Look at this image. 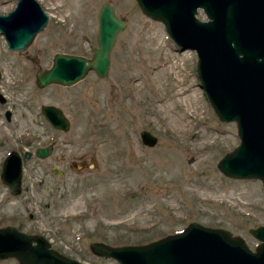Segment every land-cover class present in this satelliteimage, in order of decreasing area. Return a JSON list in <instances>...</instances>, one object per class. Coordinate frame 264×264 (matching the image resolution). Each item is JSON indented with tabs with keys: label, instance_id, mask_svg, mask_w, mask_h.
<instances>
[{
	"label": "rangeland",
	"instance_id": "374dc122",
	"mask_svg": "<svg viewBox=\"0 0 264 264\" xmlns=\"http://www.w3.org/2000/svg\"><path fill=\"white\" fill-rule=\"evenodd\" d=\"M38 2L48 20L23 51L9 50L0 36V169L9 150L21 153L50 141L54 150L44 159L22 160L19 193H10L0 179V226L41 234L86 264H118L94 254L93 241L145 243L190 221L222 227L253 249L257 240L249 229L264 224V187L258 178H233L217 167L239 139L235 122L219 120L200 87L195 51L179 49L163 23L135 0ZM102 2L126 22L109 51L107 73L88 70L70 85L37 87L35 70L47 67L53 53L91 57ZM14 3L0 0V12ZM197 16L205 18L201 10ZM158 57L170 64L161 75ZM178 86L188 93V113L182 103H169ZM44 103L62 109L67 130L47 122L40 112ZM167 110L186 124L173 125ZM140 129L155 135V144H142ZM68 161L71 167L64 166ZM0 264L17 261L8 257Z\"/></svg>",
	"mask_w": 264,
	"mask_h": 264
},
{
	"label": "water",
	"instance_id": "95a60500",
	"mask_svg": "<svg viewBox=\"0 0 264 264\" xmlns=\"http://www.w3.org/2000/svg\"><path fill=\"white\" fill-rule=\"evenodd\" d=\"M147 16L160 20L179 49L196 53L195 72L216 116L234 121L238 143L217 161L219 170L233 178L255 177L264 187V0H135ZM201 10L205 18L197 16ZM96 45L91 57L58 51L50 64L37 68L34 83L70 85L88 70L102 77L109 66V51L116 34L125 27L109 2L96 12ZM48 20L38 0H15L0 12V36L9 50L23 51ZM40 112L54 128L67 130L69 120L54 104L40 105ZM9 110L5 117L9 118ZM142 144L157 137L139 130ZM38 146L37 157L48 155ZM29 153L25 152L24 157ZM20 154L12 149L3 158L0 179L12 194L21 190ZM257 240L253 249L222 227L188 222L181 230L140 244H107L93 241L90 250L118 264H264V224L249 229ZM13 257L17 264H86L62 254L41 234L12 224L0 226V259Z\"/></svg>",
	"mask_w": 264,
	"mask_h": 264
},
{
	"label": "bare ground",
	"instance_id": "6f19581e",
	"mask_svg": "<svg viewBox=\"0 0 264 264\" xmlns=\"http://www.w3.org/2000/svg\"><path fill=\"white\" fill-rule=\"evenodd\" d=\"M158 60H159V62H162L161 64H160V66L159 67H157V68H155V71H156V73L157 74H159V75H161V74H163L164 72H166V67L168 66H170V64H167V65H165L166 63H167V61H165V62H163L162 61V57H158ZM169 63V62H168ZM170 68V67H169ZM171 69H169V71H170ZM178 88V92L176 93V96L173 98V100L172 101H170L169 103L170 104H172L173 102H175V103H182L183 104V111H186L187 113L188 112H190V109H189V102L187 101V95H188V93H187V95H184L183 93H182V91L181 90H179V86L177 87ZM184 90V89H183ZM175 95V94H174ZM193 99V98H192ZM194 99H196V96H195V98ZM197 100V99H196ZM159 102H163V97L162 98H160L159 99ZM165 102V101H164ZM195 102V101H194ZM197 104V103H196ZM171 107H172V105H170ZM161 107H163V106H161ZM167 107V106H166ZM171 107H169V108H171ZM194 110V109H193ZM167 113L169 114L168 116V118H169V120L170 121H172L174 124L173 125H179V126H184L186 123L184 122V120L182 119V118H180V120H178L177 118H172L171 117V113H173V112H171L170 110H167ZM166 113V114H167ZM175 113V112H174ZM181 114V113H180ZM183 114V113H182ZM184 115V114H183ZM188 115V114H187ZM178 116V115H177ZM186 116V115H185ZM190 116V115H189ZM168 120V119H167ZM166 122V121H165ZM187 122V121H186ZM196 123V122H195ZM172 124V123H171ZM196 125V124H195ZM186 126H189L190 127V125L187 123V125ZM185 126V127H186ZM178 127V126H177ZM181 128V127H180ZM184 128V127H183Z\"/></svg>",
	"mask_w": 264,
	"mask_h": 264
},
{
	"label": "flooded vegetation",
	"instance_id": "af4514ba",
	"mask_svg": "<svg viewBox=\"0 0 264 264\" xmlns=\"http://www.w3.org/2000/svg\"><path fill=\"white\" fill-rule=\"evenodd\" d=\"M16 52H19V51H16ZM25 58L26 59H29V60H33V57H31V56H25ZM2 97V96H1ZM1 97H0V99H1ZM4 114H5V112H4ZM9 116H10V113H9ZM63 143H65V141L63 140L62 141ZM38 146H48L49 148H50V152H49V154L48 155H46V156H44V157H37L34 153H33V151H34V149L36 148V147H38ZM53 150H54V141H50V142H45L44 144H37V145H35L34 147H32V148H30L29 150H23L21 153H19L20 155H21V158H22V160L23 159H27V158H29V157H31V156H34V157H36V158H38V159H44V158H46V157H48L49 155H51V153L53 152ZM25 152H28L29 153V155H28V157H24V153ZM60 158H61V156L60 155H58ZM71 165H72V162L71 161H68V165H66L65 163H64V166H70L71 167ZM50 169H51V171L52 172H54V173H56V174H58V175H62L63 174V169H61V167L59 166V165H50Z\"/></svg>",
	"mask_w": 264,
	"mask_h": 264
}]
</instances>
